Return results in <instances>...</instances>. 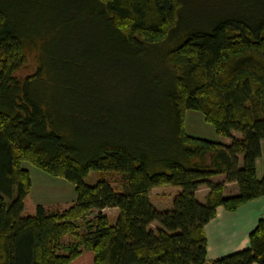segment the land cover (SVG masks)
<instances>
[{"label":"trees","instance_id":"1","mask_svg":"<svg viewBox=\"0 0 264 264\" xmlns=\"http://www.w3.org/2000/svg\"><path fill=\"white\" fill-rule=\"evenodd\" d=\"M125 78L132 92L114 99ZM125 108L140 133L120 125ZM188 109L231 142L188 135ZM262 139L264 0H0V264H69L84 250L92 264H264V218L247 247L211 260L204 231L218 206L264 196ZM24 162L71 183L73 201L24 213ZM90 171L121 172L123 187L89 185ZM165 184L180 190L162 210L149 193Z\"/></svg>","mask_w":264,"mask_h":264},{"label":"rangeland","instance_id":"2","mask_svg":"<svg viewBox=\"0 0 264 264\" xmlns=\"http://www.w3.org/2000/svg\"><path fill=\"white\" fill-rule=\"evenodd\" d=\"M36 50H28V65L30 68V65H34L37 62V53H35ZM29 70V71H28ZM28 72H31L32 69H28ZM111 82V81H110ZM109 82V86H110ZM135 82V81H134ZM134 82L128 81L125 79H116L112 80V84L114 86L109 89L108 93L111 94L114 99L119 98V100H123L126 98L127 95H129L130 92H132L134 88ZM128 117L131 118L129 121H123V124H120L125 129H134L140 133L141 131V122H139L137 113L133 114V110L125 108L124 110ZM117 116V115H116ZM136 119V120H135ZM133 121V122H132ZM77 124V123H76ZM78 125V124H77ZM183 130L191 136H196L200 138H204L207 140H216L217 134L215 133L214 129L210 124L204 121L203 116L200 112L193 109H188L184 113L183 118ZM234 137H240L241 135L237 132L232 133ZM217 140H231L224 139V137L220 136L217 138ZM218 142V141H217ZM220 143V142H219ZM241 162V161H240ZM23 166H26L29 170L30 177H31V190L29 194L27 195V199L25 198V210L26 213H33L36 203L44 205L49 210H53L52 207H65L66 205L70 204L74 199V187L71 183L66 181L64 178L51 176L44 171L37 169L35 167L30 166L29 164L22 163ZM99 175H104L110 184L116 188H122L124 178L121 172H97V171H90L89 174L84 178L85 183L91 185L93 184L99 177ZM211 180L213 182H222L225 180V177L222 175H218L215 177H212ZM233 182H226L225 188H224V194L226 195H233L232 193L238 192L235 185L231 184ZM235 183V182H234ZM236 184V183H235ZM237 186V185H236ZM180 188L175 185H160L157 187H154L150 190L149 196L150 201L153 206H155L158 209H170L172 205V199L173 197L179 192ZM209 188L202 184L199 186V188L196 191V198L198 201H204L206 194L208 193ZM29 211V212H28ZM105 213L109 220L111 222L115 219V209L113 207H106L102 211ZM235 233L232 236L240 235L239 228L242 229L241 224L236 220L235 221ZM152 228L156 227L155 223L151 224ZM213 230V229H212ZM213 239H211V246H219L220 244L227 242L230 243L231 240V233L232 231L229 229H226L224 232H221V230L213 231ZM238 238V237H237ZM71 237L67 236L64 237V242L70 240ZM212 241L215 242V245L212 244ZM244 248V247H243ZM242 249V248H240ZM229 253V252H228ZM226 253V254H228ZM224 254V255H226ZM223 256V255H222ZM92 258L93 253L89 250H84L80 256H78L76 259L71 261L69 264H92Z\"/></svg>","mask_w":264,"mask_h":264},{"label":"crops","instance_id":"3","mask_svg":"<svg viewBox=\"0 0 264 264\" xmlns=\"http://www.w3.org/2000/svg\"><path fill=\"white\" fill-rule=\"evenodd\" d=\"M217 136L220 137L219 135ZM218 137H216V140H213V141H218L223 144H229L231 142V140H217ZM224 139H229V138L224 137ZM241 159L242 157L240 156V161ZM263 173H264V139L260 140V155L256 159V174L258 177H260L262 176ZM231 184L235 185L238 191L236 184L234 182ZM236 193L234 192L232 194H236ZM113 209H115L114 215L116 216L117 209L114 207ZM25 210L26 209H25V203H24V210H23L24 213H26L27 211ZM260 218H264V196L256 197L244 203L243 205H241L234 211H227L223 207L218 206L216 208V215L204 226V231H205L206 239H207V259L208 260L215 259L228 252L231 253L233 251L239 250L240 248L247 247L248 246V234L253 229V227L255 226V224ZM236 220L241 224V227L243 226V228L242 229L239 228L240 235L238 234L237 236H232L235 233V223H236L235 221ZM226 229H229L232 231L231 233L232 237H231L230 243H228V240H227V242H224L220 244L219 246H213V245L211 246L210 238L214 234L213 231L219 232V230H221V232H224ZM212 240H214L213 237H212ZM212 244L215 245V242L212 241Z\"/></svg>","mask_w":264,"mask_h":264}]
</instances>
